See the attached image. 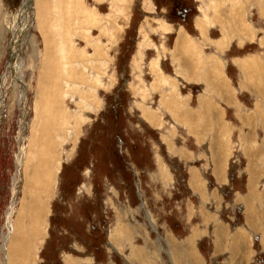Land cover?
<instances>
[{
    "label": "rangeland",
    "instance_id": "1",
    "mask_svg": "<svg viewBox=\"0 0 264 264\" xmlns=\"http://www.w3.org/2000/svg\"><path fill=\"white\" fill-rule=\"evenodd\" d=\"M3 96L0 264H264V0H0Z\"/></svg>",
    "mask_w": 264,
    "mask_h": 264
},
{
    "label": "bare ground",
    "instance_id": "2",
    "mask_svg": "<svg viewBox=\"0 0 264 264\" xmlns=\"http://www.w3.org/2000/svg\"><path fill=\"white\" fill-rule=\"evenodd\" d=\"M34 3V2H33ZM27 4V3H26ZM35 5V4H34ZM30 6V5H29ZM34 9H35V7H34ZM36 10V9H35ZM29 16H30V14H29V11H28V9H26V7H22V8H20V9H18L13 15H12V23H13V25H12V28H11V33H12V43H11V53H10V65H13V67H12V69H14L15 70V72L17 73V75H18V77L19 78H17L19 81H20V74H21V63H20V60H19V47H20V45H19V37L20 36H22V33H26L27 32V21H28V19H30L29 18ZM10 25H11V23H10ZM24 33V34H25ZM23 34V35H24ZM180 39H182V37L180 38ZM179 39V40H180ZM183 41H184V43L181 45V46H179V50H183L184 51V48L185 47H187V41L185 40V39H183ZM178 44H179V42H178ZM183 47V48H182ZM184 55V54H183ZM182 55V56H183ZM182 58V57H181ZM183 58H184V56H183ZM186 59L188 60V53H187V56H186ZM189 61V60H188ZM105 65V64H104ZM185 65V64H184ZM23 68V67H22ZM13 71V70H12ZM12 73V72H11ZM8 78V77H7ZM4 80H5V78H4ZM16 82V81H15ZM18 82V81H17ZM4 86V85H3ZM23 87V86H22ZM17 91V90H16ZM23 97H24V95H23ZM4 98H5V96H3L2 98H1V101H0V119H1V116H2V114H3V112H4ZM26 104H27V99H25L24 98V100H23V102H22V110L24 111V108L26 107ZM25 117H26V114H25V112H23L22 113V116H21V121H22V127H24V125H26V123H25ZM1 121V120H0ZM23 131H24V128L22 129ZM21 135H22V132H21ZM48 144V143H47ZM23 151H24V149H22ZM53 154H55V153H53ZM21 155H23L22 153L20 154V156ZM51 157H53V156H50V159H51ZM39 160V159H38ZM41 160V159H40ZM53 160V159H52ZM19 161H20V159H19ZM18 161V167L19 168H21V167H23V165L21 166V164H20V162ZM24 161V160H23ZM40 162V161H39ZM43 162H45V160H43ZM18 168V173L16 174L17 176L19 175V173H20V169ZM40 170H35V174L34 175H36V177L39 175V172ZM22 173V172H21ZM46 173V172H45ZM52 173V172H51ZM49 174H50V172H49ZM41 175V174H40ZM46 176H47V174H46ZM49 176V175H48ZM52 176V175H51ZM21 177V176H20ZM36 177H35V179H36ZM41 178H43L42 177V175H41ZM41 178H40V180H41ZM19 179V178H18ZM18 179H14L15 180V183L16 184H18ZM38 179H39V177H38ZM48 179V178H47ZM51 179V178H50ZM37 180V179H36ZM46 180V178H44V181ZM40 182V181H39ZM14 183V184H15ZM19 183H20V181H19ZM47 183H49V182H46V184ZM24 184V183H23ZM34 184V183H33ZM37 185V184H36ZM52 185V184H51ZM42 185L40 184V187H41ZM46 186V185H45ZM44 186V187H45ZM48 186H50V185H48ZM39 187V186H38ZM39 187V188H40ZM33 188H34V186H33ZM39 188H37L36 189V187H35V190H40ZM47 188V187H46ZM46 190V189H45ZM49 190V189H48ZM47 191V190H46ZM40 193H41V190H40ZM33 194V193H32ZM34 196V195H33ZM31 197V196H30ZM35 198V197H34ZM37 199H40V198H37ZM35 200H36V198H35ZM27 203V202H26ZM14 208H15V204H14V202H12V204H11V206H10V208H9V210H8V212H7V223H6V229H7V233L6 234H4L3 235V251L4 252H6V258H7V264H9V263H11V262H9V261H11V260H9V252L7 253V245H8V243H9V236H10V233L12 232V225H11V223H12V215H13V212H14ZM22 211V210H21ZM42 213V212H41ZM40 215V214H39ZM40 223V222H39ZM17 224H18V222H17ZM30 224V223H29ZM38 224V223H37ZM16 225V224H15ZM19 225V224H18ZM17 226V225H16ZM15 226V227H16ZM22 226H24V224L22 225ZM21 226V227H22ZM19 227V226H18ZM38 227V226H37ZM23 228V227H22ZM21 228V229H22ZM23 230V229H22ZM21 230V231H22ZM13 232H15V230H13ZM16 233V232H15ZM14 234V233H13ZM16 236V235H15ZM22 237V236H21ZM19 239H20V236H19V233H18V235H17V238H16V241L18 242L19 241ZM13 241H14V239H12ZM12 241V242H13ZM15 242V241H14ZM19 243V242H18ZM15 244V243H14ZM20 244V243H19ZM16 246V245H15ZM13 248V247H12ZM15 249V248H14ZM19 250V249H18ZM11 251H13V250H11ZM13 253H15V252H13ZM13 253H12V255H13ZM17 253V252H16ZM16 256V255H15ZM13 258V257H12ZM11 258V259H12ZM15 260H13V264L14 263H16V261L14 262ZM19 262V261H18ZM21 263V262H20Z\"/></svg>",
    "mask_w": 264,
    "mask_h": 264
},
{
    "label": "crops",
    "instance_id": "3",
    "mask_svg": "<svg viewBox=\"0 0 264 264\" xmlns=\"http://www.w3.org/2000/svg\"><path fill=\"white\" fill-rule=\"evenodd\" d=\"M183 43H184V41H182V40L179 41V46H181ZM187 43H189V41H187ZM189 45H190V43H189ZM193 52H195V51H191V52H190V55H189L190 57H193V55L191 54V53H193ZM203 59H204V58H203ZM204 64H205V62L203 63V65H204ZM185 119H186V118H185ZM193 180H194V182H195V179H193ZM238 245H239V244H238Z\"/></svg>",
    "mask_w": 264,
    "mask_h": 264
}]
</instances>
